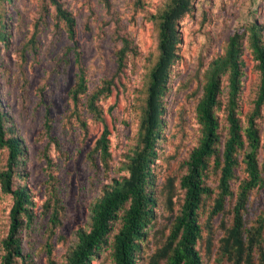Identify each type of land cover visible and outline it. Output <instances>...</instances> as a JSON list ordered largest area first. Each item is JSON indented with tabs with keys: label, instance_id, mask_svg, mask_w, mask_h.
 <instances>
[{
	"label": "rangeland",
	"instance_id": "obj_1",
	"mask_svg": "<svg viewBox=\"0 0 264 264\" xmlns=\"http://www.w3.org/2000/svg\"><path fill=\"white\" fill-rule=\"evenodd\" d=\"M74 19V34L56 17L47 0H0V110L4 114L5 137L16 136L22 153L13 167L11 188L25 186L29 194L30 221L19 228L21 256L13 264H65L66 255L80 228L89 229L91 205L101 186L113 177L128 174L129 156L140 146V121L143 115L149 72L158 50L157 24L152 15L167 0H59ZM261 24L264 40V0H192L189 13L178 22L177 58L171 65L168 88L163 96V124L156 142L157 158L152 164L156 203L154 217L146 228L137 253V263L161 246L169 224L182 202L180 177L185 173L190 151L200 137L196 104L202 94L205 70L211 60L222 54L228 37L245 31L243 38L244 75L238 117L244 125L253 108L259 82L256 61L247 47L246 28ZM125 36L131 47L124 65L118 69L116 51ZM85 70L87 92L75 103L71 98L78 67ZM109 83L97 101L99 114L87 108V94ZM227 76L215 110L219 134H226L225 104ZM264 135V115L256 118ZM109 130V169L104 170L98 154L92 153L95 139L104 127ZM256 157L263 183L252 188L243 211L244 224L250 227L263 217L264 248V141ZM244 148L237 152L238 166L231 180L232 197H227L222 213L213 217V245L206 249L207 212L201 209L202 237L197 249L203 264H229L218 259L220 221L228 226L232 219L237 186L246 176ZM8 149L0 146V172L7 168ZM168 178L173 179V209L167 205ZM207 183L216 185L217 173L211 171ZM212 198L206 199V207ZM50 199L59 223L50 235L49 211L43 204ZM13 196L0 181V261L5 253L3 240L10 227ZM108 243L91 264H114L112 235L120 226L115 221ZM51 245L48 258L46 244ZM162 264V263H161ZM264 264V263H263Z\"/></svg>",
	"mask_w": 264,
	"mask_h": 264
},
{
	"label": "trees",
	"instance_id": "obj_2",
	"mask_svg": "<svg viewBox=\"0 0 264 264\" xmlns=\"http://www.w3.org/2000/svg\"><path fill=\"white\" fill-rule=\"evenodd\" d=\"M54 6L56 17L65 22L70 36L74 34V19L59 0H47ZM192 0H167L163 8L152 15L157 24V58L149 72L143 115L140 121V146L129 156L126 164L128 174L113 177L101 186V193L93 201L90 211L89 229L76 231V242L66 255L65 264H91L99 255L103 245L113 230L115 221L120 226L112 235L111 254L114 264H138L137 253L146 228L154 217L156 198L153 190L154 172L152 164L157 158L156 142L163 124V96L168 88L171 65L177 58L180 41L178 22L190 12ZM261 24L253 21L245 30L247 47L259 72V82L253 100L252 111L243 125L238 117V107L244 75L243 38L245 31L233 32L227 40L224 52L214 57L205 70V81L202 94L196 104V117L200 125V137L185 161L186 171L180 177L179 186L183 197L177 213L169 224V231L161 244L147 256L146 264H203L197 249V242L202 237L200 222L201 209L207 212L204 228L208 231L206 249L213 245V217L222 213L227 197H232L231 180L235 177L238 166L237 152L244 148L243 162L246 176L237 186L232 207L231 223L226 226L223 219L220 226L223 234L219 238L218 259H226L229 264H263V217L256 224L247 227L244 224L243 211L252 188L263 183V176L256 157L257 150L264 141L256 124V118L264 115V40ZM0 37H4L0 29ZM131 42L121 36V46L116 51L118 69L124 65ZM84 68L79 65L76 81L71 89V98L77 102L87 92V79ZM227 76V97L225 104L227 130L221 137L219 121L215 113L222 90V77ZM109 83L96 88L87 94L86 106L94 115L99 114L97 101L104 92H109ZM4 114L0 110V146L8 149L7 168L0 172L3 189L13 196L10 207V227L3 240L5 253L0 264H13L21 256L19 228L32 218L29 194L25 186L11 188L13 167L18 163L22 153L21 141L13 135L5 137L3 130ZM92 149L98 154L102 168L109 169V130L105 126ZM217 173L214 187L207 183L211 171ZM169 193L167 207L173 209V179L168 178ZM212 198L211 206L206 207V199ZM49 211L50 235L59 223L56 210L50 199L45 200L43 207ZM48 258L51 256V245L46 244Z\"/></svg>",
	"mask_w": 264,
	"mask_h": 264
}]
</instances>
